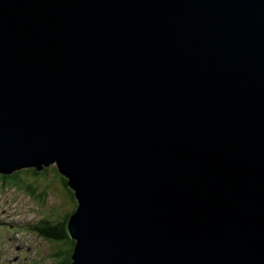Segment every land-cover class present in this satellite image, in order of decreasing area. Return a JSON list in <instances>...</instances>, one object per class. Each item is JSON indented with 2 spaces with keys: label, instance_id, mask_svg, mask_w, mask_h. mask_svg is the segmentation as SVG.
Masks as SVG:
<instances>
[{
  "label": "water",
  "instance_id": "95a60500",
  "mask_svg": "<svg viewBox=\"0 0 264 264\" xmlns=\"http://www.w3.org/2000/svg\"><path fill=\"white\" fill-rule=\"evenodd\" d=\"M54 163L73 264H264V0H0V174Z\"/></svg>",
  "mask_w": 264,
  "mask_h": 264
},
{
  "label": "rangeland",
  "instance_id": "374dc122",
  "mask_svg": "<svg viewBox=\"0 0 264 264\" xmlns=\"http://www.w3.org/2000/svg\"><path fill=\"white\" fill-rule=\"evenodd\" d=\"M20 177L21 183L12 187L0 180V264H57L55 252L61 244L49 241L33 227L53 231L48 227L73 213L74 200L56 166L42 176L22 172ZM28 186L35 188L33 194Z\"/></svg>",
  "mask_w": 264,
  "mask_h": 264
},
{
  "label": "trees",
  "instance_id": "16d2710c",
  "mask_svg": "<svg viewBox=\"0 0 264 264\" xmlns=\"http://www.w3.org/2000/svg\"><path fill=\"white\" fill-rule=\"evenodd\" d=\"M34 168V169H33ZM33 168H30V169H25L23 171H15L11 174H0V180L3 181V185L4 186H10L12 187L13 185H16L18 186L22 179H21V173H25V174H32V175H35V176H42V175H45L48 171V168H46L43 172H37L38 170L33 167ZM63 181L65 183V186L67 187V190L68 192L71 191L72 193L70 194L71 197L70 199L74 200V203H75V209L73 211V214L74 212L76 211L77 209V201H76V198H74L75 196V193H74V190L70 189L69 188V185H68V182L69 180L67 178H65V176H63ZM1 181V182H2ZM12 185V186H11ZM27 190L30 192V194H33L35 192V188L31 187V186H28ZM71 216V215H69ZM68 216V217H69ZM69 219H66L62 225L56 227L53 229V231H47L46 228L42 229L41 233L46 236V238H49V239H54V240H58V241H66V240H69L71 241V244H72V249L70 250V252L67 254V259L65 260V262L63 264H73V261H72V255L74 253V246L76 244V241H72L71 238L68 237V221ZM52 226H49L48 228H51ZM66 243V242H65ZM67 244V243H66ZM65 248H66V245H64ZM64 253V251H63Z\"/></svg>",
  "mask_w": 264,
  "mask_h": 264
},
{
  "label": "flooded vegetation",
  "instance_id": "af4514ba",
  "mask_svg": "<svg viewBox=\"0 0 264 264\" xmlns=\"http://www.w3.org/2000/svg\"><path fill=\"white\" fill-rule=\"evenodd\" d=\"M69 193L71 194L72 192L71 191H69ZM74 198H75V196H74ZM70 250H71V244H69L68 246H67V248L65 249V251H64V253H63V263L65 262V260L68 258L67 257V254L70 252ZM61 252V251H60Z\"/></svg>",
  "mask_w": 264,
  "mask_h": 264
},
{
  "label": "bare ground",
  "instance_id": "6f19581e",
  "mask_svg": "<svg viewBox=\"0 0 264 264\" xmlns=\"http://www.w3.org/2000/svg\"><path fill=\"white\" fill-rule=\"evenodd\" d=\"M72 190H73V189H72ZM74 193H75V191H74ZM76 211H77V209H76ZM76 211H75V212H76ZM75 212H74V213H75Z\"/></svg>",
  "mask_w": 264,
  "mask_h": 264
}]
</instances>
